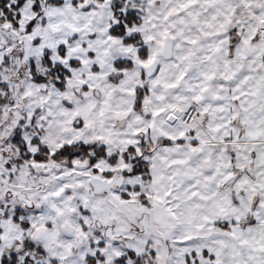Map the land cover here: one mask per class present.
Instances as JSON below:
<instances>
[{"label": "snow or ice", "instance_id": "obj_1", "mask_svg": "<svg viewBox=\"0 0 264 264\" xmlns=\"http://www.w3.org/2000/svg\"><path fill=\"white\" fill-rule=\"evenodd\" d=\"M0 264H264V0H0Z\"/></svg>", "mask_w": 264, "mask_h": 264}]
</instances>
